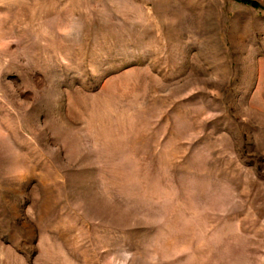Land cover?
I'll return each mask as SVG.
<instances>
[{
	"label": "rangeland",
	"instance_id": "obj_1",
	"mask_svg": "<svg viewBox=\"0 0 264 264\" xmlns=\"http://www.w3.org/2000/svg\"><path fill=\"white\" fill-rule=\"evenodd\" d=\"M0 264H264V0H0Z\"/></svg>",
	"mask_w": 264,
	"mask_h": 264
}]
</instances>
